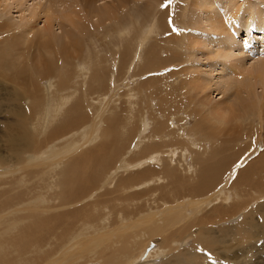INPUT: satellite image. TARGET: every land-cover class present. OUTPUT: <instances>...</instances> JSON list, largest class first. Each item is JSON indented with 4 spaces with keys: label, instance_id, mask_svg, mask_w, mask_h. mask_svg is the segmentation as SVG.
<instances>
[{
    "label": "bare ground",
    "instance_id": "bare-ground-1",
    "mask_svg": "<svg viewBox=\"0 0 264 264\" xmlns=\"http://www.w3.org/2000/svg\"><path fill=\"white\" fill-rule=\"evenodd\" d=\"M128 1L104 0L102 2V0H69L67 3V0H47L46 5L36 3L28 10L29 12L27 11L28 21L25 24L20 23L21 27H18V24L4 25L0 21V29L2 31V35L0 36V101L12 102V108L6 114L8 116H14V118L10 117L13 130L12 128L11 130H5L1 126L2 131L0 132V148L3 147L7 150L6 155L0 154V188L9 185V188L6 186L8 189H0V209L4 207H12L11 209H13L16 207L14 204L11 205V201L23 203H20L19 206L23 205L21 207L27 210L25 213L26 216L17 218L13 216L14 218L10 220V229H14L19 222L23 223L24 220L33 218L36 215L40 217L47 214L35 210L33 207L34 201L57 199L58 204H67L80 195L74 203L64 208L61 212L50 213L46 218L50 224H47V228L43 232L44 234L42 233V235L30 241L31 224L26 226L24 224L23 227L25 226V228L20 230L24 232H19L17 241L15 242L12 238L14 243L10 244L11 248L8 246L5 249L6 246L0 241V264H20V261L23 264H31V262L33 264H77L79 259L85 255L83 247L77 248L75 252H71L68 255L64 249L68 248L67 246L70 248L71 245L69 244L71 242H81L82 244L86 238L98 233L100 235L98 242L87 253H97L99 259L103 262H108L113 259L122 262V259L117 255L124 253L126 254L124 259L128 260L133 256L130 241L137 240L138 246H143V243L138 235L129 230H123L120 226L130 219L129 216L118 214L115 222L116 226L112 227L110 225L109 208L112 203L122 200L123 202L127 201L129 205L134 196L140 197L146 191L155 190L156 188L164 189L171 182L180 178L179 168L176 167L177 164L180 163V166L184 165V170H186L185 165L188 160L192 161L194 165L193 169H190L191 178L179 188H188L190 190L200 187L207 189L208 185L213 184L216 180L225 176L230 168L245 159L254 148L258 146L259 148L264 147V132L262 133V130H264V59L260 58L257 63L252 62L253 64L240 65L241 62L243 63V61H240L241 59H236L240 63H236L234 60L235 62L233 61V64L227 58L228 61L225 60V63H222L224 64L221 67L222 69H227L229 62H231V64L229 63V67L232 64L235 65V63L237 65L234 67L240 65L238 69L234 67L229 68L231 76L228 79L230 82L236 83L237 89H234V85L229 81L227 86L230 84L231 88L235 90L234 94L237 95L235 96L236 98L234 97L231 101H227L229 102L228 106L224 105L226 104L225 100H223L225 103L221 105L223 101L212 102L208 99V95L205 96V88L207 89L209 87H207V84H204V86H200V83L196 86L195 82L191 84L193 88L195 87L192 89L196 91L193 99L197 101L193 105V108L196 110H194L195 113L200 115L198 123L195 122L197 125L195 124L196 126L192 128L201 126V129L194 133L200 132V136L191 134L180 137L182 134H176L170 129L171 127L169 125L174 122L173 116L181 113L180 109L182 104L178 103L180 101L177 98L176 100L178 102L175 99H173L175 102L172 100V98H175V96L172 97L174 86L164 88L162 90L161 100H158V109L161 115H149L148 113L153 123L152 130L149 134L143 135V138H153L155 136L159 138L155 142L144 143L141 156L148 153L151 155L149 158H140L136 164L138 168H135L136 166H134L135 162L133 160L127 157L120 159L119 157L123 150L129 146L131 138L141 134L139 133L140 124L134 120L135 112L131 108H127L123 115L118 112L115 115L113 113L106 120V123L112 128V132L109 134L110 138L102 139L101 143H96L92 147L101 149L108 145L106 151L104 150L105 153L103 151L99 152V150L98 152L94 150L89 151V160L81 166L76 161L83 155L84 150L75 152L76 156H71L72 158L70 157L69 161L66 162L60 171L59 178L61 177V179L59 181L55 180L54 182L48 183L44 181L45 179L42 178L43 174L47 172V177L51 173V169L54 168L53 166L58 161H62V158L52 161L47 160V162L43 163L34 162L38 159V155L40 159L44 158L49 148L44 145L38 151H35L33 146L41 139L43 140L42 142L45 141L42 135L46 130L48 132L52 130V135H54L69 123L78 121L83 117V100L79 92L77 93L76 83L70 85L69 78L73 73L72 66L78 58L80 51L79 44L84 40V36L90 31V26L93 24L90 19L95 18V22L98 25L108 21L110 29L116 33L117 37L115 39L116 49L114 58L108 60V62L105 59H99L98 63L94 64L90 70L86 86V89L90 92L87 94L88 96L93 95L96 88H102V81L105 75L109 74L111 70L115 71L116 76H120L134 50L132 37L130 40L120 42V40L130 36L125 31L127 20H119L121 16L119 10L120 8H125ZM153 1L157 6H160L166 0ZM78 2H81L87 9L83 15L80 13ZM261 3H264V0H261ZM69 4L72 6L67 8ZM215 4L216 9L213 7ZM61 6L64 7V10H60ZM194 6L196 8L199 6L201 9H204L200 15L205 14L213 33L221 35V37L217 38H220V41L224 40L221 44L226 45L225 53L230 52L234 48L231 42L234 36L240 34L241 31L248 36L251 34L252 29L258 30L264 28L262 27L264 23H259L260 17L263 15H260L262 10L260 11L259 4L257 5L256 0H239L238 2L236 0H199V4ZM178 8L179 14H174L175 5L173 3L169 4L165 9L159 8L153 12L142 11L147 16V19H140V27H147L150 32H155L161 40L165 33H169V36L176 37V33L178 32L177 34L180 37V32H176L174 15H177L176 22L181 27L184 25V21L181 18L185 13H180V7ZM39 13H42L45 17V21L41 27H37L36 22L33 20ZM190 16L193 18L187 22L189 27L194 26L195 23V14L192 12L189 18ZM74 17L78 18V20L75 21ZM56 18L59 21L57 23V28L60 29L59 33L53 30ZM243 18L246 24L241 25L240 21L243 24ZM219 19L221 20L220 23ZM151 20L152 22L150 24ZM237 20H239V25H236ZM154 26L157 27L156 30H152ZM73 30L78 31L79 35L73 33ZM205 35L199 36L200 38L197 35L191 37L192 46H196L199 43V39H203V37L204 42L212 40L206 38ZM142 37L147 38L149 34H143ZM239 46L241 47L242 44H239ZM239 46L236 47L238 48ZM220 47L223 48L222 45ZM243 48L242 46L240 49L241 52L244 51ZM171 50L172 48L167 45V42L159 43L156 41L154 44L149 45L143 51L144 55L142 53L141 65L133 70V74L139 75L141 73L146 74L159 71L171 61L178 60L176 51H172L170 54L169 52ZM162 54L166 55L161 57L160 55ZM220 54L221 52H219V56L221 57ZM215 55L218 58V54L216 53ZM184 66L182 67V71L184 70L192 78L189 75L191 65ZM233 68L234 70H232ZM46 81H50L49 85L54 87L50 92H48L47 86L44 89L40 87V84ZM189 82L188 80V84ZM227 86L224 85L225 90L221 93L229 89ZM257 86L263 87H261L263 89L262 93L257 94ZM236 90H238L237 93ZM57 91L62 92L57 94ZM204 92L205 94H203ZM200 93L201 99L198 97ZM242 93L244 96L240 95ZM203 95L204 97H201ZM75 96L76 99L74 98ZM72 99L75 101L73 105L64 109L66 103ZM25 101L26 103H24ZM163 104H166L167 107H164ZM222 106H225V108H222ZM143 107H147V105L144 106L143 104ZM143 110L142 107L138 109L141 115H143ZM62 111L64 114L60 116L61 120L53 124L56 116ZM246 119L248 120L247 123L242 124ZM256 120L259 122V127L256 129V137L250 142H244L243 137L250 131L245 126ZM182 121L184 123L186 119L184 118ZM8 123L10 122L8 121L5 124L8 125ZM204 123L210 125V127L208 126L207 128L206 126V129H203ZM142 126L145 130L147 128L146 122H143ZM53 128L55 129L53 130ZM121 131L123 133L119 135ZM165 132H169L171 139L162 140ZM260 135L261 138H258ZM40 136L42 137L40 138ZM119 136L124 138L120 143L117 142ZM194 141H200L197 150L190 148L194 144ZM206 141L211 142L207 150H205L206 146L203 145ZM142 142L141 139L137 138L133 142V146L137 147ZM189 148L190 150L188 151ZM158 149H162L160 153L155 152ZM176 149H179L177 157ZM120 162L124 164L122 171L124 174L119 176L117 174L113 175L114 171L118 170L116 164ZM146 162L149 164L143 165ZM172 162H176V166ZM112 164H114L113 168L109 169ZM257 164L264 165V151L257 153L253 162L247 164L239 171L237 178L245 175L260 176L261 178L256 179V181L261 180L262 177L264 178V169H258ZM5 165L13 166L10 172L7 171V168V170L5 169ZM31 166L33 168L38 167V169L29 170L24 173L25 170L23 168L26 167L28 170V167ZM9 177H12V179H9ZM136 178H138V182H133ZM144 179H146L145 182H143ZM194 180L197 182L196 185H193ZM94 182L96 184L93 190L89 192L91 184ZM150 182H159V185L145 188L144 186ZM221 182L222 179L219 183ZM103 184L106 186L102 187ZM110 184L112 186H108ZM142 185V188L136 189ZM53 187H58V191L51 192ZM95 187H98L96 192L94 190ZM211 188L208 190L211 191ZM35 189H39L40 193L36 192L38 195H36ZM213 189L212 192L216 194V185ZM82 191L83 194H87H79ZM245 193L248 194L249 191ZM91 195H93V199H91L92 197L90 198ZM236 198H238V194H236ZM125 206L123 205V207ZM201 207L203 208L204 205H201ZM234 207L235 205H230L223 207V210L231 212ZM18 209L20 208L16 207L11 210L12 214H14V210ZM94 209H98V212H94ZM104 209L107 210L104 211ZM89 210H91V215L87 216L86 212ZM0 215L2 214L0 213ZM3 216L6 217L4 213L0 217L2 218ZM175 218L186 219L185 216H182V213H178ZM38 221H42V219H36L37 225H39ZM187 225L189 224L187 223L186 225L177 227L172 231L170 229L171 234L168 233L169 235H167L169 229L164 232L159 227L149 228L148 233L162 235L164 239L159 241L160 244H174V239L176 237L178 238L177 235L184 237L191 234L192 230H189L190 226L186 227ZM187 230L189 232H186ZM114 231L117 232L116 236H114ZM8 236L10 237V235ZM171 236L172 238H170ZM20 242L22 246L18 248ZM170 251L171 249L169 248L165 253V257H169ZM3 252H5L4 256L2 254ZM12 252H17L16 259L18 260L9 256ZM31 253L35 255L32 260L31 256L25 259V261L20 258L24 254ZM141 255L142 253L140 251L134 260L141 257Z\"/></svg>",
    "mask_w": 264,
    "mask_h": 264
},
{
    "label": "rangeland",
    "instance_id": "rangeland-1",
    "mask_svg": "<svg viewBox=\"0 0 264 264\" xmlns=\"http://www.w3.org/2000/svg\"><path fill=\"white\" fill-rule=\"evenodd\" d=\"M68 1L69 0H67V3ZM103 1L104 0H102V2ZM236 1L238 2L239 0ZM46 2L47 0H0V21L4 25L18 24V27H21L20 23L25 24V22L28 21V10L36 3H42L46 5ZM78 3L80 13L83 15L87 9L81 4V2ZM171 3L175 5L174 14H179L178 7H180V13H185L181 18V20L184 21V25L181 27H179L178 23L176 22L177 15H174V21L176 23L177 29L176 32H180V37L177 34L178 32L176 33V37H172L171 35L169 36V33H165L161 40L158 38L155 32H150L147 27H140V19H147V16L143 14L142 11L153 12L155 9H165ZM256 3L257 5L259 4L260 11L262 10L260 15H263L261 16L263 18L260 17L259 23H264V3H261V0H256ZM198 4L199 0L197 1V4L196 0H166L163 5L157 6L153 0H129L125 8H120L119 13L121 16L119 20H127L125 31L130 36L120 40V42L122 43L125 40H130L132 37L134 41V50L131 53L125 67L123 68L121 75L116 76L115 71L111 70L109 74L105 75L102 81V88H96L95 93L88 96L87 94L90 92L86 89V86L90 70L94 64L98 63L99 59H105L108 62V60L114 58L116 49L115 39L117 37L116 33L110 29L108 21L98 25L95 22V18L90 19L91 23L93 24L90 26V31L84 36V40H82V42L79 44L80 51L78 53V58L72 66L73 73L69 78L70 85L76 83L77 93L79 92V95L83 100V117L78 121L69 123L61 131L57 132L56 134L53 133L54 135H52V130L49 132L46 130L42 135L45 141L42 142L43 140L41 139L33 146L35 151H38L44 145L49 148V150L45 153L44 158L40 159L38 155L37 158L39 160L36 159L34 162L43 163L47 162V160L52 161L62 158V161H58L56 165L53 166L54 168L51 169V173L47 177V172L43 174L42 178L45 179L44 181L47 183L52 181L54 182L55 180L59 181L61 179V177L59 178L60 171L63 169L66 162L69 161L71 156H76L75 152L84 150L83 155L80 156L76 161L78 164H81V166L87 163L89 160V151L94 150L95 152H98L99 150V152L103 151V153H105L108 145H105L106 147H102L101 149L92 147L96 143H101L102 139L110 138L109 134L112 132V128L106 123V120L111 117L113 113L115 115L118 112L123 115L125 109L127 108H131L135 112L134 120L140 124L139 133L141 134L131 138L129 146L123 150L119 157L120 159L127 157L130 160H133L135 162L134 166H136L140 158H149L151 155L150 153L141 156L142 147L144 146L145 142H155L159 137L155 136L153 138H143V135L149 134L152 130L153 123L149 115H161L160 110L158 109V100H161V96L163 94L162 90L164 88L174 86L172 97L175 96V98H172V100H176L177 98V100L180 102L177 100L176 102L182 104L180 109L181 113L174 115V122L169 125L171 127L170 129L176 134H182L180 137L194 134L196 131L201 129V126L198 128H192L193 126L197 125L200 119V115L196 114V110L193 108V105H195L197 101L193 99V95L196 93V91L193 90L195 87H192V82H195L196 86L199 83L200 86L207 84V87H209L207 89L205 88L206 94L205 92L203 94H205V96L208 95V99H210L212 102H221L225 100L226 104H224L225 102L223 101L221 105H229V102L227 101H231V99H234V97L237 95L234 94L236 83L234 84L228 79L231 76L229 68L237 65L236 63L239 62V59H241L240 61H243V63L239 62L240 65H247L248 63L253 64L257 63L260 58L264 59V28L258 30L252 29L251 34L248 36H246L245 33L241 31L240 34L234 36L233 41L231 42L234 47L232 48L233 51L231 50L230 52H226V54V45L221 44L224 40L220 41L221 39L217 37H221V35L213 33L205 14L200 15L204 9H201L199 6L198 8L194 6ZM70 6L72 5L69 4L67 8ZM213 7L216 9V4L213 5ZM60 10H64V7L61 6ZM192 12L195 14V23L194 26L189 27L187 22L193 18L192 16L189 18V15ZM33 20L36 22L37 27H41L45 21V17L42 13H39V15L35 16ZM76 20H78V18H75V21ZM58 22V18H56L53 28L56 33L60 32V29L57 28ZM151 22L152 20L150 21V24ZM220 22L221 20L219 19V23ZM240 23L241 25L246 24L244 18L243 24L241 21ZM236 25H239V20H237ZM156 29L157 27L154 26L152 30ZM1 32L2 31L0 29V36L2 35ZM73 33L79 35L78 31L76 32L73 30ZM147 33L149 34V37H142L143 34ZM195 35L198 37L205 35L206 38L212 40L206 39L208 40L206 43L204 42L203 37V39H199V43L196 46H192L190 38ZM156 41L159 43L167 42V45L172 48L169 53L171 54L172 51H176L179 59L176 61H171L159 71L134 75L133 70L142 63V53L144 55L143 51ZM204 43L206 44V48ZM220 44L223 48L220 47ZM239 44H242L244 47L243 52H241L240 49L242 46L240 47ZM218 45L221 49L218 47ZM236 46L239 47L237 48ZM219 52H221V57L219 56ZM216 53L218 54V58L215 55ZM164 55L166 54H162L160 56L164 57ZM227 58L229 61L231 60L233 64L236 59L238 60L236 61L235 65L232 64L233 66L231 65L230 67L229 65L231 62H229L230 64L228 63V68H225L224 70L221 68L224 65L222 63H225V60L228 61ZM107 62L106 64H108ZM183 65H191V71L189 72V75H191L192 78H190L188 73L186 74L184 70V72L182 71ZM238 67L236 66L234 68L238 69ZM234 68L232 70H234ZM188 80L190 81L189 84ZM228 81L234 85V89L231 88L230 84V88L229 85L227 86V83H229ZM49 84L50 81L42 82L40 87L44 89L45 86H47V90L50 92L54 89V87H51ZM222 85L223 87H221ZM224 85H226L229 89L224 93H221L223 90H225ZM261 87L262 86L256 87L257 94L262 93L264 88L262 87V89ZM237 91L238 90H236V93ZM61 92L57 91V94ZM200 95L201 93L198 95L199 98ZM240 95L244 96L243 93ZM201 97H204V95ZM74 98L76 99V96ZM199 98L198 100L201 99ZM175 100H173V102H175ZM74 102L75 101L73 99L69 100L66 103L64 109L71 107ZM24 103H26V101ZM143 104L144 106L147 105V107H143ZM165 105L166 104H163L164 107H167V105ZM140 107L144 109L143 115H141V113L138 111ZM11 108V101H0V132L2 131L1 126H3L5 130H11V128L13 130L12 120L10 117L14 118V116H8V114H6L7 112H10ZM222 108H225V106H222ZM62 112L56 116L53 124H56L61 120L60 116L64 114V112ZM184 118L186 119V122L183 123L182 120H184ZM5 119L10 122L8 125L5 124L8 122ZM247 121L248 120L246 119L242 122V124H246ZM143 122H146L147 124V128L145 130L142 126ZM203 125V129H206V126L207 128L208 126L210 127V125H206L205 123ZM245 127L250 131L243 137V140L244 142H250L256 137V129L259 127V122L256 120ZM55 128H53V130ZM263 132L264 130H262V133ZM122 133L123 132L121 131L119 135ZM195 135L200 136V132L194 134V136ZM42 136H40V138ZM137 138L141 139L143 142L139 146L135 147L133 146V142ZM258 138H261V135L258 136ZM123 139L124 138L119 136L117 142L120 143ZM169 139H171L169 132H165L162 140L165 141ZM199 143L200 141H194V144L190 146V148L197 150L198 146L200 145ZM203 145L206 146L205 150H207L211 145V142L206 141L203 143ZM176 148L178 147L176 146ZM161 150L162 149H158L155 152L160 153ZM176 150L177 157L179 149ZM263 151L264 147L259 148L258 146L254 148L245 159L241 160L234 167L230 168L229 172L225 176L216 180L213 184L208 185L207 189L200 187L190 190H188V188H179L181 185L190 180V169H193L194 165L192 161L187 159L188 161L185 165L186 170H184V165L180 166V163H178L176 166V162H172L176 167L179 168V179L171 182L164 189L156 188L155 190L153 189L146 191L144 195L140 197L134 196L129 205L127 204V201L123 202L122 200L112 203L109 208L110 225H112V227L116 226L115 222L117 220L118 214L129 216L130 219L125 223H122L120 226L123 230H129L130 232L138 235L139 239L143 243V246H138L137 240L130 241V247L133 251L132 258L126 260L124 259L126 254L119 253L117 256L122 259V262H119L116 259L103 262L101 259H99V255L97 253H87L88 250H91L98 242L100 238L99 233L93 235L92 237L86 238L82 244L81 242H71V244H69L71 247L69 248V246H67L68 248L64 249L65 252L68 255L71 252H75L77 248L83 247L85 250V255L79 259L77 264H264V178L262 177L261 180L257 181L256 179L261 178L258 175H245L237 178L239 171L247 164L252 163L257 156V153H262ZM0 154L6 155L7 150L1 147ZM145 164L149 163H143V165ZM113 166L114 164H112L109 169H112ZM116 166L118 170H115L113 175L117 174L119 176L124 174L122 173L124 169L123 162L116 164ZM12 168V165H5V169L9 172ZM135 168H138V166ZM257 168L264 169V165L257 164ZM34 169H38V167L33 168V166H31L28 167V170L26 167L23 168V170H25L24 173ZM9 179H12V177H9ZM221 179L222 182L219 183ZM145 180L146 179H144L143 182H145ZM133 182H138V178L134 179ZM95 184L96 182L91 184L89 192L93 190ZM196 184L197 182L194 180L193 185ZM158 185L159 182H150L144 187L149 188L151 186ZM215 185V190H217L216 194L212 192V189ZM6 186L9 188V185H5L2 187L3 190L8 189ZM105 186V184L102 185V187ZM108 186H112V184ZM142 187L143 185L138 186L136 189H140ZM2 188L0 189L2 190ZM209 188H211V191L208 190ZM97 189L98 187H95V192ZM34 191L35 193H40L39 189H35ZM56 191H58V187H53L51 190V192ZM246 191H249V193L246 194ZM38 193H36V195H38ZM79 194L85 195L87 193L83 194L82 191ZM236 194H238V198H236ZM93 195H91L90 198ZM79 196L67 204H58L57 199H49L48 201L46 199H41L39 201H34L33 207L35 210L47 214L40 217L36 215L33 218L31 217L32 219L29 218L26 219L27 221H22L23 223L19 222L14 229H10V220L15 216V218L26 216L25 213L27 210L24 207H21L23 205L19 206L22 202L16 203L15 201H11V205L14 204L16 207L20 208L18 209L20 212L18 210H14V214H12L11 210L15 209L16 207L13 209H11L12 207L1 208L0 213L2 215L4 213L6 216H3L4 218L0 217V219H2L0 220V241L6 246L5 249H7L8 246L10 247V244H13L14 240L15 242L17 241V235H19V232H24L20 230L25 228V226L28 224H31L30 241L35 237L42 235V233L47 228V224H50V222L46 219L50 213L61 212L64 208L74 203L79 198ZM93 198L94 197L91 199ZM123 205L126 206L123 207ZM201 205H204V210H202L203 208ZM230 205H235L233 211L230 212L223 210V207H228ZM106 210L107 209H104V211ZM94 212H98V209H94ZM15 213L19 215H16ZM178 213H182V216H185L186 219H176L175 216ZM86 215L90 216L91 210L87 211ZM7 217L8 219H6ZM36 219H42V221H38L39 225L36 224ZM187 223L189 225L186 227L190 226L189 230H192L191 234L184 237L177 235L178 238L176 237L174 239V244H160L159 241L164 239L162 235H152V233H148L149 228L159 227L164 232L169 229L167 232V235H169L171 234L172 230L177 227H181L182 225H186ZM24 224L25 226L23 227ZM189 230L186 232H189ZM116 233L117 232L114 231V236H116ZM8 235H10V237ZM170 238H172V236ZM21 246L22 244L20 242L18 248ZM169 248L171 249L170 255L169 257H165V253ZM140 251L142 253L141 257L134 260ZM5 252L2 253L3 256ZM11 254H9V256L16 259L17 252H12ZM30 256L31 260L35 257V255H32L31 253L24 254L20 258L25 261V259L29 258ZM139 261L141 262L139 263ZM20 264H23L22 261H20ZM31 264L33 263L31 262Z\"/></svg>",
    "mask_w": 264,
    "mask_h": 264
}]
</instances>
